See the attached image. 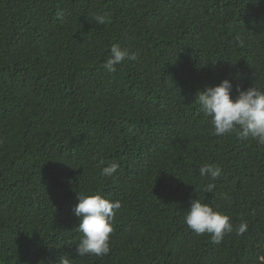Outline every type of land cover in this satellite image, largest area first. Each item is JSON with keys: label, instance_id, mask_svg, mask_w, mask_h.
I'll return each mask as SVG.
<instances>
[{"label": "trees", "instance_id": "trees-1", "mask_svg": "<svg viewBox=\"0 0 264 264\" xmlns=\"http://www.w3.org/2000/svg\"><path fill=\"white\" fill-rule=\"evenodd\" d=\"M113 44L138 55L109 73ZM224 78L264 89V0H0V264H264V144L195 99ZM94 193L121 202L110 253L76 256ZM192 198L230 217L220 243Z\"/></svg>", "mask_w": 264, "mask_h": 264}, {"label": "clouds", "instance_id": "clouds-1", "mask_svg": "<svg viewBox=\"0 0 264 264\" xmlns=\"http://www.w3.org/2000/svg\"><path fill=\"white\" fill-rule=\"evenodd\" d=\"M93 20L98 25L109 22L106 15L100 14L93 16ZM137 55L138 53L126 47L113 44L103 67L109 73L115 72L117 65L125 61H135ZM195 99L199 110L211 118L216 136L235 132L241 139L251 137L264 144V89L254 85L246 89L236 85L234 89L232 81L224 78L217 84L206 85L204 89L197 90ZM101 163L103 164V161ZM117 169L118 164L113 162L102 168L101 175L111 177ZM220 174L219 166L206 164L200 168L202 177L209 176L214 180ZM214 187L215 185L210 183L206 185L205 191L211 192ZM120 208L119 200H110L100 193L78 194V203L72 210L79 219L77 229L82 233L76 245V256L101 257L110 253V234L114 230L112 221ZM184 221L196 234L208 233L214 244L220 243L226 233L233 231L228 215L214 210L198 198L190 199V207L185 213ZM246 230L247 225L241 224L237 231L238 234H243ZM56 264H72V259L65 254L59 257Z\"/></svg>", "mask_w": 264, "mask_h": 264}]
</instances>
